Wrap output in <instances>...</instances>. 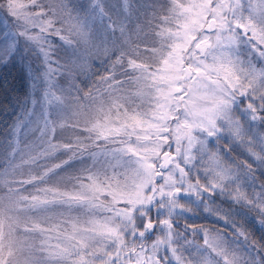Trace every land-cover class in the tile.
I'll return each instance as SVG.
<instances>
[{
    "label": "snow or ice",
    "instance_id": "obj_1",
    "mask_svg": "<svg viewBox=\"0 0 264 264\" xmlns=\"http://www.w3.org/2000/svg\"><path fill=\"white\" fill-rule=\"evenodd\" d=\"M0 12V66L42 86L0 144V264H264V0Z\"/></svg>",
    "mask_w": 264,
    "mask_h": 264
},
{
    "label": "trees",
    "instance_id": "obj_2",
    "mask_svg": "<svg viewBox=\"0 0 264 264\" xmlns=\"http://www.w3.org/2000/svg\"><path fill=\"white\" fill-rule=\"evenodd\" d=\"M27 93V83L21 75L17 64H8L0 70V144L13 125V112L16 104H20ZM241 158V156H240ZM259 176V173H257ZM264 181V177H260ZM219 202V200L217 201ZM189 223L203 224L210 228L223 229V224L211 217H201L199 220L188 219ZM259 234L257 233V236Z\"/></svg>",
    "mask_w": 264,
    "mask_h": 264
},
{
    "label": "rangeland",
    "instance_id": "obj_3",
    "mask_svg": "<svg viewBox=\"0 0 264 264\" xmlns=\"http://www.w3.org/2000/svg\"><path fill=\"white\" fill-rule=\"evenodd\" d=\"M161 2H163V0H161ZM0 3H3V0H0ZM4 23H7V24L11 25L12 21L9 18H7L5 13L0 12V30H3ZM53 43H55V44H57L59 46L60 42L58 40H54ZM63 55H64L63 51H60L57 54V59H59ZM35 64L37 66L40 65V61L37 59L35 61ZM17 65L19 66V68L21 70V75L23 76L25 82L27 83V93H26V96L22 99V102L20 104H16V106L14 108V112H13V115H12L13 118H14L13 119V124L15 123L17 118H24L23 117V112H24L25 108H28L29 110H31L32 106H31L30 103H28L29 96H33V98L38 100V99H40V91L42 90V86H40V85H37L36 89H32L30 87V84H31L30 77L25 74V72L23 70V67L20 64H17ZM258 66H259V64H258ZM3 67L4 66H0V70ZM91 68L92 69H100L101 65L98 62H93L92 65H91ZM100 74H102V73H97V77ZM94 79L95 78H90L89 73H81V74L78 75L76 83L80 84L81 88H83L84 91L87 92V91H89V88L94 83ZM59 83L61 84L62 87H67V82H66V80L64 78H60L59 79ZM96 86L99 87V85H96ZM35 111H36V113H39V107H37L35 109ZM25 119H31L32 121H35L36 117L33 116L31 118H25ZM34 126H35L34 123L31 124V127H34ZM11 129H12V127H11ZM11 129H10L9 133L6 135V137L4 139L9 138V134L11 132ZM25 131H26V135H27V139L28 140H32V139H34L35 135H38V133H33L32 131H27V130H25ZM78 134H82V133H78ZM67 136H68L67 132H65L63 135H61V133L59 131L57 132V139L60 140L61 142H67ZM233 155L237 156L240 160L248 159V157L246 155H242L239 152H234ZM240 156H241V158H240ZM62 158H66V157H61V159ZM55 162H59V161L57 160ZM86 163H91V162L90 161H86ZM249 163H251L250 160H249ZM75 167H81V165L77 164ZM254 167H255V165H254ZM72 171L73 170L70 169L67 174H71ZM64 174L65 173H62V175H64ZM205 182L206 181L204 180L203 175H201V183H205ZM0 195H3V192H0ZM181 202L183 203L184 201L182 200ZM60 211H63V209H61ZM73 214L77 215L79 213H73ZM181 223H183V220L181 221ZM189 224H192V223H189ZM195 224H197V223H195ZM207 227H209V226H207ZM196 239H197L198 242L203 243L202 239L199 236H197Z\"/></svg>",
    "mask_w": 264,
    "mask_h": 264
}]
</instances>
